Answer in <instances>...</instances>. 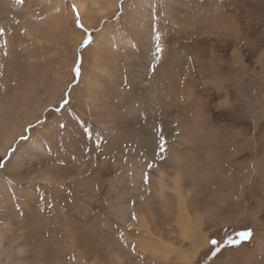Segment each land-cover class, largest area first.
Wrapping results in <instances>:
<instances>
[{"label": "rangeland", "instance_id": "rangeland-1", "mask_svg": "<svg viewBox=\"0 0 264 264\" xmlns=\"http://www.w3.org/2000/svg\"><path fill=\"white\" fill-rule=\"evenodd\" d=\"M105 1L0 0V264H264V0Z\"/></svg>", "mask_w": 264, "mask_h": 264}, {"label": "bare ground", "instance_id": "bare-ground-1", "mask_svg": "<svg viewBox=\"0 0 264 264\" xmlns=\"http://www.w3.org/2000/svg\"><path fill=\"white\" fill-rule=\"evenodd\" d=\"M110 1H111V3H112V0H106L105 1V3L103 4V5H101L100 6V4H99V8H97L98 10V12H104L105 11V9H106V7H109V6H111V3H110ZM81 6V5H80ZM98 7V6H97ZM83 8V7H82ZM82 8H81V10H82ZM83 11V10H82ZM83 14H84V12H83ZM85 20V19H84Z\"/></svg>", "mask_w": 264, "mask_h": 264}, {"label": "snow or ice", "instance_id": "snow-or-ice-1", "mask_svg": "<svg viewBox=\"0 0 264 264\" xmlns=\"http://www.w3.org/2000/svg\"><path fill=\"white\" fill-rule=\"evenodd\" d=\"M73 8L75 9V5H73ZM77 23H79V19H77ZM3 29L2 28H0V34H3ZM160 49L159 48H157V51H159ZM77 71H78V69H77ZM150 166V165H149ZM243 235H245V236H249L250 235V232H245V233H243Z\"/></svg>", "mask_w": 264, "mask_h": 264}]
</instances>
